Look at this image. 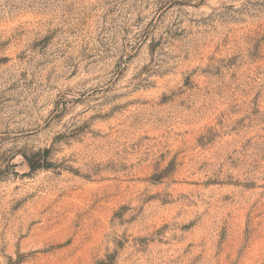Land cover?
<instances>
[{
	"label": "rangeland",
	"instance_id": "1",
	"mask_svg": "<svg viewBox=\"0 0 264 264\" xmlns=\"http://www.w3.org/2000/svg\"><path fill=\"white\" fill-rule=\"evenodd\" d=\"M0 264H264V0H0Z\"/></svg>",
	"mask_w": 264,
	"mask_h": 264
}]
</instances>
